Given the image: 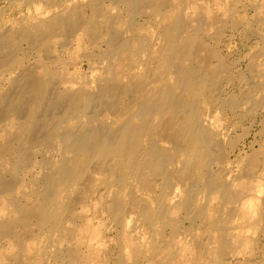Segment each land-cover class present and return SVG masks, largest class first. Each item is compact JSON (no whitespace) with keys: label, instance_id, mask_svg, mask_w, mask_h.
Returning <instances> with one entry per match:
<instances>
[{"label":"bare ground","instance_id":"1","mask_svg":"<svg viewBox=\"0 0 264 264\" xmlns=\"http://www.w3.org/2000/svg\"><path fill=\"white\" fill-rule=\"evenodd\" d=\"M21 1L26 7L9 15ZM191 2L0 0L7 4L0 9V264H105L114 255L115 264H226L250 244L245 231L259 208L254 196L245 198L252 193L233 195L240 183L230 182L232 171L227 179L224 167L215 169L230 130L203 108L223 93L225 62L207 38L209 24L226 23L228 1L200 9L194 0L193 10ZM139 18L154 21L155 31ZM79 62L88 73L72 71ZM204 187H215L207 204ZM217 192L232 200L243 230L212 224ZM137 218L148 238L134 230ZM185 218L195 221L190 230L201 231L199 220L217 234L220 261L214 234L203 233L208 240L194 259L192 247L177 248L191 255L178 261L171 247L157 249L150 230L171 227L178 237ZM112 230L115 252L105 244Z\"/></svg>","mask_w":264,"mask_h":264},{"label":"rangeland","instance_id":"2","mask_svg":"<svg viewBox=\"0 0 264 264\" xmlns=\"http://www.w3.org/2000/svg\"><path fill=\"white\" fill-rule=\"evenodd\" d=\"M182 1H184V0H182ZM191 1L185 0L186 3H188V2L192 3V4L189 3L191 6L188 4L189 8H191L193 6V3H194V0H191ZM202 1L203 0H195L196 5L198 6L197 7L195 5V7L202 9L203 6L204 7L206 6V2H207L208 3L207 7L209 6V8L212 9L213 5L215 3L218 2V4L221 5V3L223 4L226 2V0H215V2L213 0H209V1L204 0V2H202ZM227 1L228 2H226L222 6V7H225V9H227V12L229 14L226 18L227 19L226 23H225L226 25L225 24H221V25L219 24L218 26H213L212 24H209V25H211V27H210L211 30H209V38H207V42L209 41L208 44H210V48L214 49L216 52L220 51V52H218L219 57L222 58L224 60L223 62H225L227 64L226 65L225 63H223L221 69L218 70V74L220 75V79H219L220 83L218 82L217 87H218V90L221 93L222 92L223 93L217 94L218 97L215 98L216 100L213 101L214 103L213 102L208 103L207 100L204 101L205 100V98H204L203 99V101H204L203 105L205 103V105H209V106L208 107L205 106L203 108H204L206 114L208 113L211 116H213L212 121L214 120V123H217L215 125H217L219 127L220 124L221 125L223 124L222 125L223 128L226 127L230 130V133L226 136V137H228L226 139V141L228 143H226V141L223 140L222 147H225V148L224 149H222V147L220 148V149L224 150L225 157H224V154H223V158H222V155L220 157L219 153L220 152L223 153V151L222 150L220 151L218 149L217 153H218L220 158L217 155V159H218L217 162L220 160L221 161L218 162L219 164H216V165H218V167H216V165H215V169L219 170L221 167L220 170H223V167H224L225 168L224 169L225 174L223 173V175L226 176V178L231 173H233L232 177H230L231 175L229 176L230 177L229 179H231L230 182H233V183L236 182L238 184L240 183L241 186H240V184H239V186L242 188L240 190H239V188H240L239 186H237V187L235 186V188H232L231 192L233 193V195L235 196L236 194H239V192L242 193L243 191H244L243 195L244 194L246 195V193H252V196H250V197L244 196V197L247 199H252L251 197L254 196L255 199H253L252 203L255 202L254 205H256L259 208V210L257 212V216H256L257 219L255 218V221H254L255 224H253V225L251 224L250 226H252V227L248 226L250 229L248 228L249 230L245 231V233L247 234L246 237L251 240L250 244H247L244 248L239 249L240 256L238 258L229 257L227 260L229 262H227L226 264H264V200H262V198L264 199V196H263L264 195V85H263L264 84V73H263L264 67H262V66H264L263 65V63H264V0H227ZM235 1H237V2H235ZM213 2H214V4H213ZM26 4L23 1H21L17 5H15L14 7H10L9 15L14 17V15H16V13L18 12V8L20 9V7H22V6L26 7ZM202 4H204V5H202ZM37 6H39V4H37ZM232 6H233V9H232ZM2 7H7V4L3 3L0 6V9ZM197 8H195V9H197ZM235 8L238 10L237 13L240 12L242 14L241 16H243V17H241V16L239 17L238 14L236 12H234V11H236ZM191 9L193 10V8H191ZM231 12H234L232 14H235V16L232 15ZM125 16H127V15H125ZM232 16H233V18H232ZM211 17H212V15H211ZM229 17H231V19L233 21L231 19H229ZM234 18H235V20H234ZM240 18H242V19H240ZM139 19H140L139 21L141 23L140 25L142 28H145L146 30H148V32L155 31L156 25H155L154 21L152 23L151 21H148V22L146 20L144 21L143 18H139ZM239 21L240 22L242 21L241 23H243L242 24L243 26L240 25L241 23ZM236 22L240 23V24H236ZM234 25H235V27H234ZM220 26H221V28L218 29L217 27H220ZM214 27H216V28H214ZM216 30H218V31H216ZM215 31H216V33H215ZM212 47H214V48H212ZM213 62L217 63L218 61L216 59H214ZM80 64L82 65L81 62L74 63V65L71 67L72 71H78L79 72L80 71L79 69H81L82 73H84V74L88 73L89 70H88L87 64L85 63L82 66ZM259 66H260V68H259ZM255 67H257L258 69ZM75 68H77V69H75ZM221 72H224V74ZM248 79H250V80H248ZM239 80L241 82L243 80L244 81L241 83ZM226 91L228 94L226 93ZM241 93H242V95H241ZM223 94L225 95L224 97L226 99V101H224V102L220 98L221 96H223ZM230 96L232 97L231 99H230ZM227 97L229 100L227 99ZM236 97H237V99H236ZM255 98H256V100H255ZM238 99L240 102L237 101ZM240 99H243V101ZM229 101H230V103L233 101L234 102L229 104ZM206 108H207V111H209V112L206 111ZM212 110H213V113H212ZM220 116H221V118H220ZM218 119H219V121H218ZM220 120H222L223 122L221 123ZM231 130H233L234 132L232 131V133H231ZM222 159H223V161H222ZM223 163H226L227 165H225ZM228 163H230V164H228ZM233 164H234V166H233ZM229 171L230 172L232 171V172L230 173ZM235 178H236V180H235ZM236 183H235V185H236ZM208 188L209 187H204V190L202 189V191H203L202 196H200V198L202 197L201 200L204 199V200H202L204 203H206V202L209 203L208 202L209 199L207 198V196L209 195V193H207ZM211 188H215V187H210L209 189H211ZM253 189H255V194L253 191H251ZM256 189L259 190V192H258L259 197H258V193H257ZM241 190H243V191H241ZM99 193H103L101 191V189L99 190L98 194ZM214 196H215V198H214ZM214 196L211 198H212V200L214 198V202L216 203V206H213V211L215 210L214 214H216V216L213 214L214 217H212L213 211H211V219L210 220L213 221L212 224L213 225L216 224L217 227H218V225H220V228L219 227L218 228L216 227V228L218 230H222L224 232H227V231L232 232V230L240 229V228H241L240 230H243V228H242L243 222L241 220H239L237 217H234L235 214L233 213V210H231V206H233L232 205L233 202H231L232 200L230 198L227 199V195L224 192H217ZM246 196H248V195H246ZM260 203L262 205H260ZM206 204H204V206ZM222 208H223V210L221 211ZM211 209H212V207H211ZM225 209H228V210L225 211ZM219 214H223V215L221 216ZM224 215H225V217H224ZM232 218H234V220ZM235 218H237L238 220H235ZM185 219H186V221L183 219V224H181L182 225L181 227L184 230L185 234L184 233H183L184 235L180 234L181 237H180V235L178 237H172V236H175L176 234L174 232V229L171 227H167V228H169V229H167L166 226H164L163 227V229L165 228L163 230L164 232L162 230H161V232H156L153 229H151L152 231L150 230V234L152 232L155 235L157 234V236H154V238L162 243V244L160 243V245L158 246L157 249L166 250V248H167L169 250V252L173 250L170 253H172L174 256H176L177 261H178V256L181 253H184V255L186 254V256H188L187 254H189V251L191 252L190 254L193 255V256H191L189 254V256L193 257V259H194V255L198 254V252H197L198 248L201 250V247H202L201 242L202 243L207 242V240L209 239L208 236L214 234L215 237L213 236V238L216 239V240H214L216 243H217V239H218L217 234L215 235L214 232H212V234L209 233L206 230V225H205V227H204V225L202 227L201 223L200 222L198 223L199 220L196 221V225L200 226L201 229L199 227L198 228L201 231L198 232L197 230L196 231H193L192 229L190 230V227L194 226L195 221H194V223H192V221L189 222L190 221L189 219H187V218H185ZM214 219H215V221H214ZM200 220L202 222V219H200ZM224 220L226 222L228 220H233V222L231 221L232 224H231V222L228 221L230 223L229 225L231 226V228H230V226L226 225V224H228V222L227 223L225 222L226 224L225 223L223 224ZM234 221H237L238 223L234 222ZM239 221H241V222H239ZM143 222H144V220L142 218L141 219L137 218V220L134 221L132 226L135 227L134 230H136L137 233H140L144 238H148L149 235H148V237L146 236V234L144 232L145 229L142 227V226L146 225V222H144V223ZM209 222H211V221H209ZM104 223L107 224V226H106L107 231L110 230L111 229V228H109L110 222L105 221ZM235 223H236V227L238 226L237 228H234L232 226V225L235 226ZM136 224H137V226H136ZM237 224H239V225H237ZM222 225H224L223 226L224 228L221 227ZM140 227H142V228H140ZM184 227H186V229H184ZM196 228H194V229H196ZM165 230L167 231V233L165 232ZM188 230L193 232V233L189 234V236H187L188 235L187 233H190V231H188ZM242 232H241V234H242L241 236H243ZM161 233H163V236L158 237V236H160ZM195 233H197V234H195ZM200 233H202V237H201ZM203 233L204 234L206 233L205 235H207V233H208V235L206 236V237H208V239H206L205 236L203 237V235H204ZM194 234L196 236L192 237V235L194 236ZM116 235L117 234L113 231V232H108L107 235L105 236V237L109 238V239L105 240L106 241L105 244L107 245L106 247H110L111 249L113 248L114 252L119 247L118 242L117 241H116L117 243L115 242V240H117V238H118L117 237L118 235L117 236ZM182 235L184 236V238L182 237ZM157 237H158V239H157ZM187 237H189V239ZM161 238H162V240H161ZM202 238L204 240H202ZM168 239L170 241H166ZM172 239L174 241H172ZM192 239L193 240L195 239L194 242L198 241L199 243L198 242L193 243ZM175 240H177V241L181 240V241L175 242ZM183 241H185V242H183ZM214 241H212L214 243V245L211 243L213 245V254H215V251L218 249V251L216 252L217 255H215V257L217 258L218 261H220L221 256L225 252L224 251L221 252L222 248L218 245V243L216 244ZM171 242H174L173 245ZM181 242H183L185 245H182L183 243L180 245L179 243H181ZM191 243H193V244H191ZM216 245L218 248H216ZM199 246H201V247H199ZM170 247L172 250H170ZM180 247H183V248L184 247H188V248L192 247V249L194 250L193 253L194 252L195 253L194 254L192 253V251H191L192 249L189 248V251H188V248H186L185 251H181L180 254H178L179 253L178 251L181 250ZM195 247H196V249H194ZM177 248L178 249L180 248V249L177 250ZM203 252L205 253L206 251H203ZM203 252L202 253L199 252V253H201L203 256V254H204ZM115 258H116V256L114 255L113 260L107 261L105 264H115L116 263L114 260ZM181 258H183V257H181V255H180L179 259H181ZM177 261H175L174 263H177Z\"/></svg>","mask_w":264,"mask_h":264}]
</instances>
